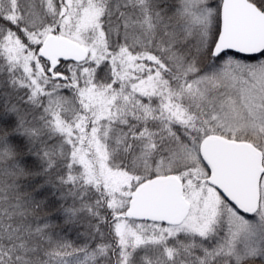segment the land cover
Returning <instances> with one entry per match:
<instances>
[{"label": "snow or ice", "instance_id": "snow-or-ice-1", "mask_svg": "<svg viewBox=\"0 0 264 264\" xmlns=\"http://www.w3.org/2000/svg\"><path fill=\"white\" fill-rule=\"evenodd\" d=\"M0 264H264V0H0Z\"/></svg>", "mask_w": 264, "mask_h": 264}]
</instances>
